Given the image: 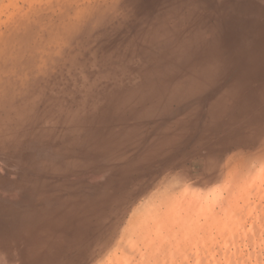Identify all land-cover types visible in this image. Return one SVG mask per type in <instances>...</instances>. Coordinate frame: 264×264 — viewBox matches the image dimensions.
Returning a JSON list of instances; mask_svg holds the SVG:
<instances>
[{"label": "bare ground", "instance_id": "bare-ground-1", "mask_svg": "<svg viewBox=\"0 0 264 264\" xmlns=\"http://www.w3.org/2000/svg\"><path fill=\"white\" fill-rule=\"evenodd\" d=\"M159 2L0 0V155L14 152L23 139L41 131L71 142V153L131 160L134 172L147 161L168 157V148L181 142L189 130L184 129L187 118L180 116L171 124L168 113L186 109L192 97L189 92L196 95L212 88L221 76L217 62L221 54L213 45L214 29L212 34L205 26L196 25L191 13L181 15L172 6L171 13L168 9L160 20L154 18L159 21L156 25L150 10L161 7ZM182 7L199 10L191 5ZM250 89L254 87L246 90L240 85L235 89L238 95L226 93L208 106L218 124L235 107L241 109L236 113L240 117L235 118L238 127L229 132L237 133L236 141L222 137L219 143L205 147V153L200 154L204 168L176 179L170 192L146 202L147 207L133 214L134 220L130 218L120 241L116 240L96 264H264V247L242 252L231 242L236 232L223 237L234 244V253L214 250L218 245L212 244L211 229L218 224L227 229L228 223H222L221 212L210 211L214 196L210 200V194L200 195L201 190L223 180L229 191L237 192L263 175L264 110L253 108L264 91L250 93ZM48 124L49 129L45 127ZM27 151L30 168L42 160L43 175L56 169L54 162L44 161L50 158L45 149L27 147ZM76 159L73 156L71 161ZM34 180L25 179L30 187ZM245 187L246 191L242 188L236 193L240 201L243 192L247 195L249 187ZM233 192L226 199L237 202L238 196H230ZM219 201L216 206L224 210L228 222L231 216L226 213L233 202ZM68 202L77 207L84 204L78 197H68ZM65 204L59 214L66 210ZM31 205L20 211L0 203V264H33L32 257H38V248L32 244L42 240L45 229L56 221L54 215ZM260 208H251L257 215L251 218L252 235L264 233V207ZM59 216L57 223L63 222ZM252 239L258 246L256 238Z\"/></svg>", "mask_w": 264, "mask_h": 264}, {"label": "rangeland", "instance_id": "rangeland-1", "mask_svg": "<svg viewBox=\"0 0 264 264\" xmlns=\"http://www.w3.org/2000/svg\"><path fill=\"white\" fill-rule=\"evenodd\" d=\"M160 1L167 6L163 7L159 2L161 7L155 6L150 10L151 19L156 25L159 24L158 20L161 16L166 14V10L169 9L168 12L173 11L170 8L175 6L181 15L191 13L190 15H193L194 21H197L195 22L196 25L205 26L206 30L214 29L216 40L213 45L216 51L221 54V57L217 56V62L220 65L222 74L220 73L219 80L215 81L212 88L204 90L201 94H196L197 96L194 95L195 91L189 92L192 97L186 109L183 111L178 109L181 111L176 110L171 114L168 113V122L171 124H175L177 118H187L184 129L189 130L185 133L186 135L183 136L181 142L178 141L173 147L168 148V157L159 158L158 161H153V163L147 161L142 169H137L138 172H134L132 169L136 168L135 165L133 167L129 166L133 164L131 160L120 162L115 156L113 158L111 155L110 157L96 153L81 155L77 153V155L68 152L71 142L59 140L55 134L53 136L42 134L41 131H38L39 133L33 138L23 139L16 146L14 152L0 155V203L10 209L17 208L20 211L27 210L32 204L31 207H34V209L35 207L43 208L44 210H42L48 216L54 215L53 218L55 217L56 222L45 229V234L43 237L41 236L42 240L32 244V246H37L39 251L38 257L35 256L31 259L34 260L33 264H96L101 256L113 248L116 240L120 241L121 235H123L122 231L126 230V224L134 220L135 215L133 214L137 215V213H140L141 208L145 209L147 207L146 202L154 197L157 198L159 193L164 194L167 190L170 192L169 186L171 183H175L176 179L185 177L189 172L204 168L201 160L202 155L205 153V147L216 144L217 141L219 143L220 139L222 140L224 137L229 142L236 141L237 133L229 132L238 127L235 118L240 117L236 113L241 109L235 107L218 124L213 120L215 116L212 117L209 112V104L226 93L238 95L239 92H235V89H238L240 85L246 90L254 87V89H250V93L254 92L255 89L258 93L264 91V0ZM190 5L196 8L199 7V10L194 9V11H191L182 7H190ZM161 11L163 14H161ZM159 13L160 15L157 17L156 14ZM154 18H158V20L154 21L156 20ZM212 30L210 33H212ZM196 91L198 92V90ZM263 99L264 96H262V100L256 108H253L254 111L264 110ZM170 115H172L171 119ZM169 123L168 126H170ZM231 125L232 127H230ZM45 127L49 129L50 124ZM206 135L210 136L207 137ZM27 147L43 148V150L48 151L50 158L43 157L42 159L49 158V160L44 161L54 162L52 164H55L56 169H51V173L43 175L40 168L42 160H39L40 164L36 168H30ZM73 156L77 159L71 161ZM263 175L260 176V178L262 177V184L261 181L259 182L261 180L259 176H256L254 178L258 177V181L256 179L253 181V178L249 182L253 184L252 186H247V184L246 187L244 186L250 189H247V195H244V192L243 194L239 193L242 194L243 198H241L244 199L242 200L244 203L239 200V196L236 194L244 187L237 189V192L235 190L229 191L225 180L216 183L211 188L201 190L200 195L206 194L209 196L210 194V200L214 196L213 202L210 203V206H212L210 211H217L213 212L217 215L221 212L220 215L223 216L221 217L223 219L222 223L224 225L228 223L227 229H221L222 224L213 227V230L211 229L212 241H214L212 244L218 245L214 247L215 251L220 249L226 252L229 249L230 253H234L236 251L234 244H237L242 252H253L254 249L259 251L260 248L264 247V233L260 231L252 235V232H250L251 227H249L252 219L257 216L255 212H251V208L253 206L264 207ZM26 178L35 179L34 183L31 182V187L25 181ZM222 187H225L224 191ZM258 188L262 189L259 190ZM227 189L230 193L234 191L233 193L236 195L230 194V196L232 195L233 199L238 196L236 200L238 199L239 202L233 201L231 197L226 199L229 196ZM244 190L246 191V189ZM193 192L191 191V193ZM249 192L255 198L253 196V198L249 197ZM88 196L89 198H86ZM261 196L263 202L260 201L261 199L259 200ZM68 197L81 198L82 203H84L83 206L77 207L75 203L70 204ZM65 200L68 205L65 204ZM217 200H225L228 204L233 202L230 205L227 204L229 209L232 208L234 212L228 209L226 215L231 216L228 222L224 210L216 206L215 202H218ZM62 203L65 204L66 210L59 214ZM258 214L260 213L258 212ZM59 215L62 216L63 222L57 223L58 218H60ZM127 227H129V224ZM233 232H236L231 241L234 244L225 242L223 237ZM254 237L259 243L258 246L253 245L252 238Z\"/></svg>", "mask_w": 264, "mask_h": 264}]
</instances>
